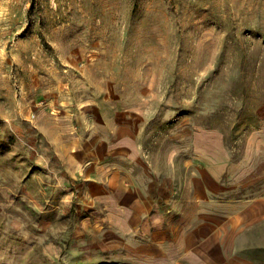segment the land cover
Returning <instances> with one entry per match:
<instances>
[{"label":"rangeland","instance_id":"374dc122","mask_svg":"<svg viewBox=\"0 0 264 264\" xmlns=\"http://www.w3.org/2000/svg\"><path fill=\"white\" fill-rule=\"evenodd\" d=\"M263 195L264 0H0V264H167Z\"/></svg>","mask_w":264,"mask_h":264},{"label":"crops","instance_id":"0c3cea01","mask_svg":"<svg viewBox=\"0 0 264 264\" xmlns=\"http://www.w3.org/2000/svg\"><path fill=\"white\" fill-rule=\"evenodd\" d=\"M156 211L160 217L155 222L159 223L162 213L159 208ZM200 213L195 211L198 217H193L195 223H185L181 229L167 223L164 259L167 264H264V195L247 202L241 209L237 207L230 222L220 217L213 224H207ZM178 230L182 235L176 238ZM147 234L143 232L141 237L146 239ZM151 239L147 245L154 248ZM162 254V251L156 255L142 251L141 261L150 259L152 263H159Z\"/></svg>","mask_w":264,"mask_h":264}]
</instances>
